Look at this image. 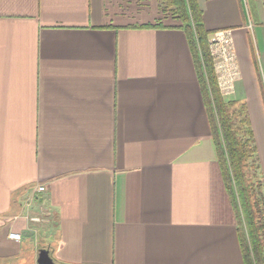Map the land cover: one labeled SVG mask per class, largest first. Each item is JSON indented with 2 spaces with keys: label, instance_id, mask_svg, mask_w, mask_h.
Returning a JSON list of instances; mask_svg holds the SVG:
<instances>
[{
  "label": "crops",
  "instance_id": "obj_1",
  "mask_svg": "<svg viewBox=\"0 0 264 264\" xmlns=\"http://www.w3.org/2000/svg\"><path fill=\"white\" fill-rule=\"evenodd\" d=\"M199 3L264 181V0ZM181 24L160 0H0V264H244Z\"/></svg>",
  "mask_w": 264,
  "mask_h": 264
},
{
  "label": "trees",
  "instance_id": "obj_2",
  "mask_svg": "<svg viewBox=\"0 0 264 264\" xmlns=\"http://www.w3.org/2000/svg\"><path fill=\"white\" fill-rule=\"evenodd\" d=\"M160 10L181 21L199 79L218 163L236 218L244 264H264V181L244 105L221 94L209 49L210 32L199 0H160ZM137 28H165L162 24Z\"/></svg>",
  "mask_w": 264,
  "mask_h": 264
},
{
  "label": "built area",
  "instance_id": "obj_3",
  "mask_svg": "<svg viewBox=\"0 0 264 264\" xmlns=\"http://www.w3.org/2000/svg\"><path fill=\"white\" fill-rule=\"evenodd\" d=\"M209 49L214 62V69L220 92L223 96H230L235 91V82L239 77V65L230 31L219 30L209 39ZM39 191H45L40 186ZM33 222H40L39 217L32 218ZM10 238L20 240L18 233H11Z\"/></svg>",
  "mask_w": 264,
  "mask_h": 264
},
{
  "label": "water",
  "instance_id": "obj_4",
  "mask_svg": "<svg viewBox=\"0 0 264 264\" xmlns=\"http://www.w3.org/2000/svg\"><path fill=\"white\" fill-rule=\"evenodd\" d=\"M38 264H57L47 250H42L38 257Z\"/></svg>",
  "mask_w": 264,
  "mask_h": 264
},
{
  "label": "rangeland",
  "instance_id": "obj_5",
  "mask_svg": "<svg viewBox=\"0 0 264 264\" xmlns=\"http://www.w3.org/2000/svg\"><path fill=\"white\" fill-rule=\"evenodd\" d=\"M257 158L259 159V163H261V161H260V158H259V156L257 155ZM260 168H261V165H260ZM40 219H42L41 217H40ZM39 238V241H38V247H42V245H43V237L42 236H39L38 234H37V236H35V238Z\"/></svg>",
  "mask_w": 264,
  "mask_h": 264
}]
</instances>
